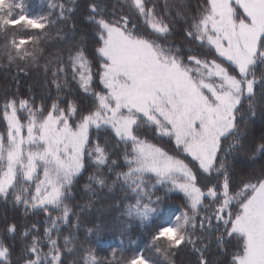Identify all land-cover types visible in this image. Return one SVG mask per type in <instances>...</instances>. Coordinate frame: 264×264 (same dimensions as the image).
Returning a JSON list of instances; mask_svg holds the SVG:
<instances>
[{
    "label": "snow or ice",
    "instance_id": "6c2138e0",
    "mask_svg": "<svg viewBox=\"0 0 264 264\" xmlns=\"http://www.w3.org/2000/svg\"><path fill=\"white\" fill-rule=\"evenodd\" d=\"M130 6L143 18L145 31L135 22L130 25L126 16L109 19L102 5H91L89 19L98 37L91 59L82 44L69 53L66 66L56 61L53 80L62 83H56L58 96L47 110L16 97L0 110L5 121L0 131V198L43 212L47 223L42 234L23 233L27 239L16 264H64L62 247L75 253L73 238L64 236L61 244L59 234L73 214L70 191L86 165L93 169L89 187L119 188L135 200L129 214L135 212L141 220L157 212L162 198L155 193L161 188L167 189L165 196L183 193L186 209L174 224L160 226L154 241L164 238L169 247L192 243L189 228L197 227L203 210L199 227L211 229L215 221L218 245L227 242L235 249L227 264H264V164L233 184L226 160L231 152L222 148L229 139L237 141V151L244 148L238 121L244 102L255 115V69L264 68V0L182 4L177 17L185 23L183 39L204 50L200 58L191 47L182 51L169 42L171 16L165 18L146 0H131ZM49 9V15L35 14L27 0H0V56L10 64L35 63L41 36L52 24L49 16L56 9L60 16L65 13L57 0H51ZM94 80L102 85L99 91ZM69 81L88 95L87 107L60 99ZM259 82L264 86V79ZM148 133L157 141L173 139L174 146L166 150L147 139ZM259 139L261 143L250 146L251 154L264 158V130ZM187 157L200 171L190 167ZM17 231L13 224L0 235V264H12L14 249L6 237ZM82 264H98L91 249ZM125 264L151 262L138 254ZM199 264H207L203 254Z\"/></svg>",
    "mask_w": 264,
    "mask_h": 264
},
{
    "label": "trees",
    "instance_id": "16d2710c",
    "mask_svg": "<svg viewBox=\"0 0 264 264\" xmlns=\"http://www.w3.org/2000/svg\"><path fill=\"white\" fill-rule=\"evenodd\" d=\"M50 2L51 0H27L31 12L43 15H49ZM57 2L64 4L65 13L60 16L59 9H56L49 16L52 24L41 36L39 45L41 52L35 63L24 66L17 63L10 64L5 57L0 56V110L4 102L13 97L29 99L30 103L34 102L35 107H42L44 110H47L57 99L56 83H62V81L54 82L53 80L52 73L58 67L56 61L62 60L64 64L59 66H66L69 53H74L82 44L84 51L91 59L93 48L96 46L98 38L96 26L89 19L92 4L102 5L106 18L118 19L126 16L130 25L131 22H135L142 32L146 30L143 18L139 17L130 6L131 0H57ZM146 3L149 6L155 5L156 11L165 18L171 16L173 19L174 24L170 25L173 31L169 42L180 47L182 51L191 47L192 54H197L200 58L204 50L184 41L185 23L177 17V11L180 10L181 5L192 6L194 0H146ZM147 31L151 30L147 29ZM2 43L3 41L0 40V44ZM26 47L31 48V44ZM224 65L227 67V62H224ZM255 75L257 83L254 88L255 95L251 101L255 115H250L247 102H244L238 114L241 136L239 143L243 144L244 148L242 151L233 148V145L237 143L235 139L222 142V148L231 152L226 160L233 184H239V177L247 175L254 168L264 164V158L259 154L252 156L250 150L254 141L257 144L262 142L259 138L261 131L264 130V86L259 82L264 79V68L257 66ZM93 88L99 91L102 85L94 80ZM59 97L69 103L75 102L78 108L87 107L91 103L88 95L73 81H69L63 92L59 93ZM61 106L66 107L64 104ZM4 127L5 121L0 118V131H3ZM146 138L151 142H158L169 151L174 146V140L168 137L157 141L152 139L151 133H148ZM220 158L221 156L218 155V159ZM189 161L187 157L186 162L190 164V167H193L194 171H200ZM92 171L91 166L86 165L70 191L68 203L73 208V214L70 215L66 224L61 225L59 235L61 244L62 237L71 236L77 250L74 254H69L62 247L61 258L64 264H74V262L82 264V261L87 258L88 249L93 251L98 264H125L127 258L138 254H142L151 264H199L201 254L207 264H219L221 261L227 264L231 260L235 249L227 242L218 245L217 237L220 233L215 231L216 222L213 221L211 229L207 225L204 229L199 227V221L205 214L203 210L196 218L197 227L189 228L192 243L186 242L179 247H169L164 238L158 241L153 240L160 226L174 224L175 217L186 209L187 200L183 193L173 191L165 196L167 189L161 188L155 193V196L162 198L158 210L154 216L145 221L133 214L127 216V209L130 204L135 203V200L126 198L127 194L121 192L119 188L110 190L100 188L96 184L89 187L88 177ZM205 202H208V198ZM144 203H147V200ZM52 215L55 216L56 213L53 212ZM13 224L17 226L18 231L15 234L8 233L6 239L13 246L14 251L10 259L12 264H16L20 246L27 239L23 233L28 231L31 235L38 230L42 234L47 227L46 214L31 208L26 209L23 205L13 204L11 199L5 201L0 198V235H3L6 227ZM33 224L37 225V229L32 228ZM44 250L47 251V246Z\"/></svg>",
    "mask_w": 264,
    "mask_h": 264
},
{
    "label": "rangeland",
    "instance_id": "374dc122",
    "mask_svg": "<svg viewBox=\"0 0 264 264\" xmlns=\"http://www.w3.org/2000/svg\"><path fill=\"white\" fill-rule=\"evenodd\" d=\"M189 159H190L189 162H191L192 164H194V165H196V166L198 167V164H197L195 161H192V160H191V157H189ZM127 211H128L127 216H130V214H129V207H128ZM132 214H133V215H136L135 212H132ZM154 215H155V214H154ZM154 215H153V216H154ZM136 216H137V215H136ZM137 217H138V216H137Z\"/></svg>",
    "mask_w": 264,
    "mask_h": 264
}]
</instances>
